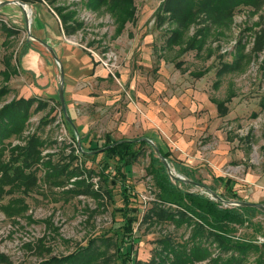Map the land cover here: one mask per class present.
<instances>
[{
    "label": "rangeland",
    "instance_id": "1",
    "mask_svg": "<svg viewBox=\"0 0 264 264\" xmlns=\"http://www.w3.org/2000/svg\"><path fill=\"white\" fill-rule=\"evenodd\" d=\"M46 1L58 13L76 12L68 27L53 12L60 28L62 22L66 32L75 30L66 35L61 29V43L71 45L73 54L60 57L75 133L65 122L59 74L53 96L32 93L37 99L24 132L5 140L10 153L35 133L44 159L32 171L38 180L29 190L10 184L0 188V264H40L86 246L85 257L69 264L85 259L83 264H122L119 253L127 250V264H157L169 248L190 253L196 243L208 256L186 259V264H206L220 253L209 231L197 230L191 215L177 221L161 218L152 208L158 187L148 147L123 169L124 181L113 157L102 151L82 154L78 139L98 149L108 139L153 138L172 154L174 175L192 179L180 165L204 185L174 177L180 187L213 197L208 187L225 200L224 206H237L239 199L264 204V0L239 5L228 23H214L203 14L186 28L165 0H100L96 6L94 0ZM36 3H28L30 26L19 5L0 9V88L8 89L0 95V106L30 95L25 90L33 76L27 70L10 66V79L2 70L5 63L16 64L27 40L60 68L33 32ZM173 30L183 31L180 43L172 41ZM8 32L13 34L4 39ZM82 51L91 57L92 73L70 71L73 57ZM50 159L52 165H44ZM61 166L63 174L48 175L50 168ZM73 172L80 173L70 178ZM220 177L231 180L230 187ZM124 182L136 194L126 210L121 209ZM124 212L137 217L130 227ZM251 221L235 226L236 237L264 242V210L251 213ZM132 238L133 244L126 241ZM174 254L163 264H172Z\"/></svg>",
    "mask_w": 264,
    "mask_h": 264
},
{
    "label": "trees",
    "instance_id": "2",
    "mask_svg": "<svg viewBox=\"0 0 264 264\" xmlns=\"http://www.w3.org/2000/svg\"><path fill=\"white\" fill-rule=\"evenodd\" d=\"M28 3L44 2L46 0H24ZM167 3L170 2L175 8H173L172 15L174 19L179 21L181 26L185 28L190 24L201 19L203 14L212 18V22L222 21L228 23L231 18L233 11L238 8L239 5L244 3H259L261 0H165ZM47 2V1H46ZM48 3V2H47ZM100 3V0L92 1L93 6ZM49 4V3H48ZM56 10V9H55ZM178 10V11H177ZM57 14L60 15L64 25L68 18H73V14L76 12H70L63 14L56 10ZM123 21H127L124 20ZM67 26V23H66ZM68 27V26H67ZM123 29V28H122ZM120 28V30H122ZM74 28L66 33H73ZM70 34V33H69ZM184 34L183 31L180 33L177 30L172 31V41L174 43H180L183 39H180V35ZM180 37V38H179ZM29 41L24 44V51L30 46ZM9 76V75H7ZM8 89L6 87L0 88V95L6 93ZM36 97H20L14 98L10 102L0 106V188L3 185H12L22 188L24 191L29 190L38 180L35 172L39 165H42L44 155L41 149L42 140L38 135L31 134L25 144H17L11 147L10 153L7 152L6 139L12 135L20 136L24 132V128L29 118L30 108ZM220 109V103L217 102ZM222 111V110H220ZM70 132L74 134L75 130L73 123L69 120H65ZM74 137V135H73ZM145 137H139L134 139H118V140H106L101 148H89L82 146V154H92L95 151H102L109 154L115 159V168L118 174L122 175V179L125 181L126 174L123 169L129 164L133 163L142 155L145 149L148 147L151 151V173L154 176L155 184L158 187L156 194V200L153 204V210L158 211L157 214L161 218H169L180 221L186 215L189 219H196L197 230H207L215 240L218 250L220 253L216 257H212L206 264H246L250 261L249 259L255 257L251 264H264V242H257L247 240L246 238L236 237L235 226L244 225L246 222L253 224L251 221V213L260 211L258 207L252 206H224L220 200L213 199L200 192L190 191L188 189L179 186L178 180L172 178L169 174L168 169L164 165L160 156L155 150V147L150 144ZM149 138V137H147ZM152 139L158 146L160 153L168 159L169 162L173 161L172 154L166 151L162 145L156 140ZM86 147V148H85ZM78 149V151H80ZM74 158L78 157L74 154ZM45 162V161H44ZM51 159L46 161L44 165L51 166ZM180 171L184 172L188 178H194V173L189 168L178 165ZM35 168V169H34ZM80 168L79 165L76 166ZM34 169V170H33ZM82 170V168H81ZM65 171V166L59 168L53 167L48 170L49 176L60 175ZM80 173V172H77ZM76 172L71 173V176H78ZM108 180L109 177H106ZM223 181L226 188L230 187L231 180L219 178ZM57 183V180H54ZM182 182V181H181ZM183 183V182H182ZM89 183H85L84 192L86 193V187ZM1 190V189H0ZM121 195L124 202V207L121 209L126 210L127 207L134 201L136 194L130 189L125 182L121 185ZM235 194V193H234ZM240 201L242 199H239ZM169 205L170 207H167ZM171 205H177L180 207L179 210H174ZM136 208V207H135ZM134 208V209H135ZM123 216L127 217L126 227H130L132 221L137 220V217L128 216L127 212L123 213ZM129 230L131 228H128ZM132 233V231H131ZM125 241V239L123 240ZM128 243H134V239L126 240ZM125 241V242H126ZM126 242V243H127ZM89 246V245H88ZM196 247V248H194ZM193 250L188 253L186 251L178 252L174 248H169L167 253L161 255V260L157 264H163L164 261L169 257V253H175V257L172 260V264H186V259L190 261H201L203 257L208 256L206 248H202L199 243H196ZM231 250V253L227 254V251ZM87 246L77 248L75 251L63 255V256H51V258L42 261L40 264H69L75 261H81L86 255ZM185 252L184 255H182ZM130 252H120L119 260L122 264L130 262ZM207 254V255H206ZM187 255V256H186ZM226 256V257H225ZM86 259L81 263L83 264ZM144 264H155L150 262Z\"/></svg>",
    "mask_w": 264,
    "mask_h": 264
},
{
    "label": "crops",
    "instance_id": "3",
    "mask_svg": "<svg viewBox=\"0 0 264 264\" xmlns=\"http://www.w3.org/2000/svg\"><path fill=\"white\" fill-rule=\"evenodd\" d=\"M33 6L35 7V11H36L35 18H34V24H33L34 26L33 32L35 36L49 43L55 49L59 58L62 57V52L67 53L71 51L70 53L73 54L72 53L73 47L71 45L65 46V45H62L61 43L63 42V39L61 36L62 35L61 29H63V32L66 35L67 33L64 29L62 22L59 20L61 22V27H62L60 28V24L57 20L60 17L56 13L54 8H52L51 5H49L47 2H37ZM53 12L57 16V19L54 16ZM11 34L13 33L8 32L6 34L7 38H4V39H9V37H11L9 35ZM2 42L3 41L1 40L0 43ZM29 44L30 46L28 47V49L26 51H24L23 49L22 54H20V57L16 59L15 65H10V64L7 65V63L4 64V68L2 69L4 70L3 73L5 74L7 79H10L11 73H12L10 70H8L10 66L11 68H13L12 71L15 69L19 70L20 67H23L25 70L28 71V73H30L33 76L31 86L28 85V87H26V90H25V92L26 93L29 92L30 95L25 96L21 94L19 95L18 98L32 97L31 96L33 95L32 93H35L36 95L37 94L42 95V93H44L43 91L47 93V96L48 95L53 96L55 81L59 77V74L61 77L60 68H58L55 65V63L52 60H50V58L46 56L43 52L34 50L32 47V44L31 43ZM56 46H58L59 49ZM81 55H82L81 52H78L77 58L73 57L74 60L72 64L70 66L68 65L70 67V71L74 70L76 72V71H80L81 69V73L83 72L87 73L88 70H90V73H92L93 64L90 63L92 61L90 55H88L87 53L83 54L82 56ZM63 59L65 60V58Z\"/></svg>",
    "mask_w": 264,
    "mask_h": 264
},
{
    "label": "water",
    "instance_id": "4",
    "mask_svg": "<svg viewBox=\"0 0 264 264\" xmlns=\"http://www.w3.org/2000/svg\"><path fill=\"white\" fill-rule=\"evenodd\" d=\"M13 3H18L19 6L21 8H23V10L25 11V14H26V19H27V22H28V26H30V24L32 22V19L30 18L31 17V14L29 15L28 12H27V10L24 8V5H28V2H26L24 0H0V9L3 8V7H6V6L10 5V4H13ZM29 37H32V34L30 32V29H29ZM37 39L48 48V50L50 51V53L53 56L54 60L58 63V65L60 67L61 77H60V86H59V98H60V102H61V105H62V108H63V111L65 113V116H66L67 120H69V122H72V119H71V117L69 115V112H68V108H67V104H66V99H65V70H64V65L62 63V60L59 58L57 52L55 51V49L50 44L44 42L43 40H41L39 38H37ZM144 139L147 140L150 144H152L155 147L156 152L158 153V155L160 156V158L163 161L164 165L168 169L169 174L170 175L172 174L171 175V176H173L172 178L175 177V179L183 180L185 182L192 183L194 185H198V186L204 187L203 184H201V183H199V182H197V181H195L193 179H185V178H183V177H181L179 175H174L173 174V170H172L171 165H170V162L168 161V159H166L163 156V154L160 153V150H159L158 146L155 144V142L152 139L147 138V137H145ZM78 141H79V144H80V147H81V142H80L79 139H78ZM207 189L212 194V196H213L212 198L213 199L220 200V201H225L219 194H217L216 192H213L208 187H207ZM236 205L237 206H252V207H258V208L264 210V204L263 203H258V202L238 201L236 203Z\"/></svg>",
    "mask_w": 264,
    "mask_h": 264
},
{
    "label": "bare ground",
    "instance_id": "5",
    "mask_svg": "<svg viewBox=\"0 0 264 264\" xmlns=\"http://www.w3.org/2000/svg\"><path fill=\"white\" fill-rule=\"evenodd\" d=\"M13 4L19 5L18 3H13ZM24 8L27 10L28 14L30 15L31 12H32L31 9H30V7L28 5H24Z\"/></svg>",
    "mask_w": 264,
    "mask_h": 264
}]
</instances>
